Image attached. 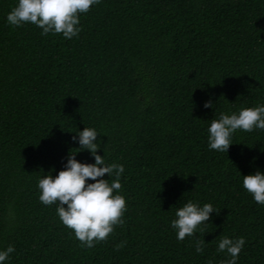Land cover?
<instances>
[{
  "label": "trees",
  "instance_id": "obj_1",
  "mask_svg": "<svg viewBox=\"0 0 264 264\" xmlns=\"http://www.w3.org/2000/svg\"><path fill=\"white\" fill-rule=\"evenodd\" d=\"M17 3L0 0V250L15 249L4 264H222L223 237L245 239L237 264H264V205L243 188L264 172V131L238 130L228 153L207 131L264 105V0H101L72 39L8 24ZM85 127L125 169V223L92 248L38 188L71 149L95 163L72 139ZM189 200L219 213L178 241L171 221Z\"/></svg>",
  "mask_w": 264,
  "mask_h": 264
},
{
  "label": "clouds",
  "instance_id": "obj_2",
  "mask_svg": "<svg viewBox=\"0 0 264 264\" xmlns=\"http://www.w3.org/2000/svg\"><path fill=\"white\" fill-rule=\"evenodd\" d=\"M101 0H18L7 14V23L20 27L31 23L42 29V35L62 34L65 39L77 37L82 31L80 14H86L93 5ZM205 108L213 107L211 101L204 104ZM259 129L264 131V105L243 107L239 112L230 115L220 113L219 118L211 119L208 131V148L218 152H226L232 143V136L238 130L250 133ZM99 133L94 128L85 127L72 137L79 143V151L88 150L95 163H81L76 159L78 151H69L64 169L55 178L51 173L38 180L40 190L39 201L46 206L57 205L56 212L64 226L72 230L82 247L92 248L104 242L114 232L116 226H122L127 211L126 199L119 193L120 182L124 172L122 164L105 162L104 156L97 154L100 143ZM105 151V149H104ZM107 174L110 178L103 179ZM94 183H88V181ZM243 188L257 204L264 205V172L257 170L254 174L243 176ZM219 213L210 203L202 207L189 200L179 207L171 221L178 241L195 236L197 229L210 220V214ZM204 240L197 239L196 252L203 254ZM246 241L243 237L219 240V252H226L229 259L222 264H237L239 254ZM124 245L116 246L119 251ZM15 251L13 246L0 250V264Z\"/></svg>",
  "mask_w": 264,
  "mask_h": 264
}]
</instances>
